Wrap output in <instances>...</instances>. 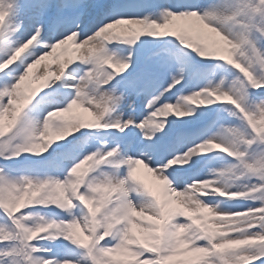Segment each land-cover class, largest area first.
I'll return each instance as SVG.
<instances>
[{
    "label": "snow or ice",
    "instance_id": "1",
    "mask_svg": "<svg viewBox=\"0 0 264 264\" xmlns=\"http://www.w3.org/2000/svg\"><path fill=\"white\" fill-rule=\"evenodd\" d=\"M139 7L0 0V264H264V0ZM70 42L78 55L32 87L33 69ZM173 44L205 79L223 66L219 83L183 94L188 65L174 70ZM78 107L91 119L65 118ZM40 149L55 169L8 163ZM212 154L220 170L199 178ZM56 241L67 243L54 255L44 242Z\"/></svg>",
    "mask_w": 264,
    "mask_h": 264
},
{
    "label": "rangeland",
    "instance_id": "2",
    "mask_svg": "<svg viewBox=\"0 0 264 264\" xmlns=\"http://www.w3.org/2000/svg\"><path fill=\"white\" fill-rule=\"evenodd\" d=\"M148 1L149 0H147V2ZM156 1L158 3V6H166V7H173V8L179 7L183 3L192 2V0H156ZM144 2H145V0H126V3L129 5V10L130 11H137V12L142 11V9L139 7V5L143 4ZM177 23L179 24L182 22L178 21ZM205 39H206L207 43L209 44V47H212L213 42L216 38H215L214 34L207 33ZM113 49L117 52L118 55H123L122 52H125V46L113 45ZM168 49H169V51L166 54V58L169 59L171 62H173L174 70L178 71L179 67L181 66V62L186 63L188 65L187 79L185 80V86L182 89L183 94H189V92L192 90H198L199 86H201L203 83H207V80H211L213 85H215L216 83H219L221 76L225 74V70H224L223 66H219L216 68L214 73H209L207 75V79H205L204 78L205 74L190 59L187 50L182 49L178 44L169 45ZM61 50H63V52L67 51L66 52V58L63 57L61 59H56L57 58V51H58V53H61V52H59ZM152 50H157V49H152ZM125 54H126V52H125ZM77 55H78V53L76 51L75 45L70 42L68 45H65L62 48L57 49L56 50V56L53 55L52 57H48V60H50V62L47 61V63H46V65H48L47 70L50 71V73L54 76L55 71L58 70V67L60 64H62L68 58H75ZM3 56H4V54L0 53V58H3ZM33 72L36 74V76H38L40 78V79L34 81V83L32 85V87H37L39 84H42L44 82L45 77H43V75H42L43 72L40 71L39 65H37L36 68L33 69ZM232 78H233L232 76L227 77V79L229 81ZM179 88H180V86L178 85L177 89H179ZM177 89H173L172 91L177 93V95L181 94L180 92H177ZM175 100H176V97L173 96L172 102H175ZM220 107H222V106L217 105V106H213L212 108L197 109L196 115L199 116L201 114V112H215ZM85 111L86 110L84 108L78 107L76 110H73V112L71 113V117L75 116V117H79L81 119H86V120L91 119V112L88 111V114H89V117H88V116H85V114H84ZM141 112H143V114H147V110H144L143 108L141 110H138L137 116L139 119L143 118V115H141ZM155 119H160V118L157 117ZM172 119H174V118H172ZM176 123L179 125V124H182L183 121H176ZM101 135H106V134H101ZM59 139L60 138L56 137V136L51 137V140L53 142H58ZM63 143L66 144L67 141H65ZM53 147H56V146L54 145ZM186 150L187 149H185V151ZM39 151L41 152V154H44V155L40 156V157L22 156L19 161H16V162L10 161L8 163L10 165L14 164V167L17 169H28L34 173H37V174H43L45 172H49V171L55 169L56 166L60 163L59 158H51V159L46 160V158L48 157V153H45L43 149H40ZM129 155H132V153L129 152ZM137 155H139V154L137 153ZM219 155L220 154H212L211 156H208V157H200L199 158L200 163L197 166L199 169V178H204L212 168H216L217 171L220 170L219 159H214V157H219ZM168 158L170 159L171 157H168ZM222 158L225 160L228 159L227 157H222ZM209 160H212V163L208 164L207 161H209ZM3 163H4L3 161H0V164H3ZM149 174L154 176V180L152 181V183L145 180V178L148 177ZM138 175L147 184H149V186L152 187L154 191H156L158 193L160 191H162L163 186L160 183V181H158L155 178V175L153 173H151L147 169H145L143 167V165L138 166ZM217 200H220V198H218V197L217 198H211L210 202L212 204H215L217 202ZM246 206L247 205L244 202H227V201H225V202L221 203V208H222V210H225V211H240V210H243ZM35 211H40L42 214H45V215H52L53 214V211L48 210V209H36ZM65 243H67V242L56 241L53 244H48L47 242H44V246L52 248L53 254L55 255L57 252L58 246H61L62 244H65ZM61 255H63V253H61Z\"/></svg>",
    "mask_w": 264,
    "mask_h": 264
},
{
    "label": "bare ground",
    "instance_id": "3",
    "mask_svg": "<svg viewBox=\"0 0 264 264\" xmlns=\"http://www.w3.org/2000/svg\"><path fill=\"white\" fill-rule=\"evenodd\" d=\"M61 53H58L57 51V58L56 59H61V58H66V52H63V50L59 51ZM122 54H125V52H122ZM56 56V52L53 54ZM47 61L50 62V60H48V58L45 61H42L41 64L39 65V69L41 72H43V77H46L48 75V73H50V71L47 70V72L45 71L44 65H46ZM53 61V60H52ZM48 62V63H49ZM50 64V63H49ZM77 108H75L74 110H76ZM85 116L89 117L88 111H85ZM71 117V113L69 114H65V118ZM151 174L148 175V177L145 178V180H147L148 182L152 183V181L154 180V176H150ZM159 187V186H158ZM159 189V188H158ZM160 191V190H159ZM162 192V191H160Z\"/></svg>",
    "mask_w": 264,
    "mask_h": 264
}]
</instances>
